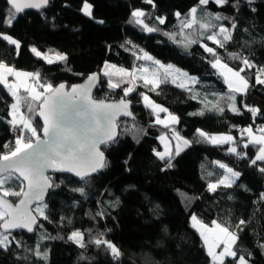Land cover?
<instances>
[{"label":"trees","instance_id":"obj_1","mask_svg":"<svg viewBox=\"0 0 264 264\" xmlns=\"http://www.w3.org/2000/svg\"><path fill=\"white\" fill-rule=\"evenodd\" d=\"M88 3L92 5L94 18L81 11L82 0H50L48 8L42 12L17 15L9 28L2 21L10 6L6 0H0V33L21 42L17 50L0 39V61L19 71L39 72L43 81L54 86L60 83L73 86L91 74L99 73L101 82L95 98L105 101L128 99L136 117L135 121H121L118 141L103 149L108 161L106 169L85 181H76L59 173L50 176L59 187L51 190L45 203L48 218L36 213L42 227H38L33 236L23 232L10 235L9 238L14 237L20 246L14 243L8 250H0V264H212L203 239L190 220L193 214L207 225L216 221L237 231L236 250L245 256L251 253V264H264V249L259 247L264 243V201L259 199V194L264 192V175L258 171L264 163L250 164L257 147L250 144L244 149L241 141L246 138L240 136L245 127L257 130L264 125V85L255 84L257 68L249 69L229 55L236 53L258 67L264 66V0H253L250 5L240 0L239 11L229 5L220 7L212 0L203 6L210 15L235 19L236 29L224 48L199 37L198 33L194 34L196 39L190 40L199 43L187 47L179 43L180 37L174 42L164 34H177L181 20L197 7L198 0H155V7L145 0H88ZM136 9L145 11V23L159 31L145 33L130 22L133 20L131 13ZM177 12L181 13L179 18L175 15ZM157 16L166 17L165 24H158ZM220 25L230 28L231 20H221ZM202 44L215 48L229 67L237 71L244 67L241 75L249 79L251 86L246 94H234V103L242 114L228 108L223 113L208 111L203 103L192 98L189 90L171 82L162 84L155 91L141 87L142 93L179 117L175 131L192 141L191 146L174 158V167L166 169L165 162L159 160L153 150L160 148L159 137L162 135L173 137L171 126L156 124L153 112L144 107L136 92L124 96L123 89L130 86L128 77L120 80L113 73L111 78L121 86L110 88L109 77L103 76L102 71L106 70V63L131 70L138 50L143 49L162 63L172 64L197 77L202 92L215 97L233 95L211 66L212 57ZM33 47L42 53H64L68 60L48 64L35 56L31 51ZM255 99L262 103L260 108ZM13 102L9 91L0 85V154L7 153L15 144L16 138L11 132L14 126L9 123ZM216 102L215 99L214 105ZM245 105L258 108L260 113L253 118ZM33 107L38 108V104ZM23 109L25 115L33 116V125L39 130L41 122L37 115L28 114L24 105ZM201 110L204 115H191ZM197 129L211 135L233 134L238 151L247 152L248 158L240 159L230 153L228 145L205 142ZM28 135L26 132L25 136ZM9 144L8 148L4 147ZM216 161L240 171L242 175L237 184L246 188L221 186L210 192L208 184L222 178L224 173L215 166ZM20 187L15 180L5 184V188L13 191H20ZM81 187L84 194L73 190ZM8 198L16 203L20 197ZM116 198L119 203L113 206ZM98 212H103L104 216L98 217ZM241 220L246 221L241 226L243 230L236 227ZM76 230L85 233L86 248L68 239ZM100 233L120 249L119 260L90 242V236ZM37 250L46 252L47 259L36 256ZM82 256L89 259H81ZM225 264H232L230 258L225 259Z\"/></svg>","mask_w":264,"mask_h":264},{"label":"snow or ice","instance_id":"obj_2","mask_svg":"<svg viewBox=\"0 0 264 264\" xmlns=\"http://www.w3.org/2000/svg\"><path fill=\"white\" fill-rule=\"evenodd\" d=\"M6 2L10 5V8L6 13V19H3L2 23L9 28L12 27L17 15L23 13L25 9L44 8L49 4V0H6ZM145 2L155 7V0H145ZM209 2L210 0H198L197 7H193L188 17L181 20V31L184 28H192L194 25H198L201 35H205L208 41H212L218 47L224 48L225 42L232 39V32L236 29L235 19L220 14H215L212 17L216 21L231 20L230 28L212 23H202L197 17V11L200 6H207ZM212 2L220 7L229 5L236 11H239L240 0H235L234 3L232 0H212ZM245 2L250 5L253 3V0H245ZM91 9L92 5L88 3V0H82L81 11L86 16L94 18L92 17ZM131 15L133 20L130 22L141 26L142 30L148 33L159 31L157 27H150L145 23L144 18L147 16L145 11L136 9L133 10ZM175 15L179 18L181 13L177 12ZM155 19L160 25L166 22V17L157 16ZM98 23H103V21H98ZM164 34L170 36L176 42L175 35L170 33ZM0 39L14 45L17 50L21 47L19 40L6 33H0ZM126 43L131 44L132 42L127 41ZM179 43L187 47L183 41H179ZM192 43H199V41H188V44ZM202 47L212 57L209 61L211 66L214 69H221L219 74L228 85L229 92L233 93V95L228 96V100L233 102L229 105L230 110L236 114H242L240 109L235 106L236 96L234 94H246L248 88L251 86L249 79L241 75V72H244L245 68L241 67L237 71L222 62L215 48L209 47L207 44H202ZM31 51L37 57L44 59L48 64L57 62L66 63L68 60V56L64 53L55 52L53 59L35 47ZM49 51L51 52L52 50ZM138 51L137 59L148 61L158 66L156 70L150 71L145 65L131 70L117 68L115 65H108L107 63L104 66L105 69H115V75L120 80H123L125 77L129 78L127 82L133 86L123 89L125 97L136 90L135 83L137 80L151 91L158 89L162 83H175L180 77L186 78L189 83L199 82L195 77H190L187 72H183L174 65L161 63L160 60L155 59L143 49H139ZM229 55L232 59H239L249 69L257 68L255 84L264 85V66L258 67L249 59L240 57L236 53H230ZM160 69L164 70L163 73H160ZM100 75L99 73H94L89 76V83L86 87L69 86L65 83L54 86L52 83L42 82L39 72L19 71L0 61V85H4L12 96L16 98V102L11 105V115L13 118L9 123L14 126V130H18L21 133L16 137L15 144L11 147L10 151L0 154V250H8L14 243L16 246H20V242L15 241L14 237L12 239L9 238L12 229H26L28 232H33L37 227H42L39 225L37 216L33 214L34 212L44 219L48 218L44 211L47 208L46 204L38 205L35 209H31L29 204L32 201L42 200L47 189L59 187L46 174L49 169L73 173L80 180H86L88 177L98 174L108 167V161L105 158L104 152L100 150V145H108L118 141V136L120 135L117 131L118 125L116 124L118 115L132 116L133 114L129 110L131 104L129 100L121 99L117 104H109L105 101H97L92 98L91 88L99 80ZM102 75L109 77L108 86L110 88H119L121 86L118 81H114L111 78L114 75L112 72L104 70L102 71ZM8 77H14L15 79L9 81ZM169 78H171L170 81ZM178 86L186 87L183 84ZM21 88L24 90L23 95H21ZM139 95L147 102L146 107H149L154 113L156 109H159V112L167 114L165 119H161L157 114L156 124L169 127V124L166 122L168 119L173 124L179 123V117L169 113L167 108L157 105L145 93H140ZM192 98L195 99L196 97L193 96ZM22 104L26 107L28 114L35 113L41 118L42 124L39 130L33 125V116L25 115V113L20 111ZM34 104H38V108H34ZM244 107L252 113L253 118L260 113L258 108L247 105ZM205 108H207V105H205ZM211 110L219 111L220 113L224 112V108L219 107L218 103ZM191 115L202 116L204 115V110L198 113H191ZM25 131L30 133V135L25 136ZM196 131L205 142L213 144L236 143V138L231 135H211L201 129H197ZM256 132H259V135ZM256 132H254L251 126L241 131L242 137L245 133L247 134V139L241 141L242 147L247 149L250 144L257 147V153L254 158L249 160L252 166H257L258 162L264 163V126L259 127ZM172 133L176 141L174 151L168 149L167 146L165 151L153 150L156 157L165 162L166 169L173 168L174 158L180 155L184 147H189L192 143V141L182 137L174 128L172 129ZM160 139L161 141H165L168 137L165 135L161 136ZM4 147L8 148L9 145H4ZM228 151L240 159L248 158L247 152L238 151V148L235 146L230 147ZM217 164L219 168L226 170V174L222 175V178L216 182L208 184L210 192L217 191L221 186L225 188H232L233 186L246 188L243 184H237L242 175L240 171H236L220 162H217ZM258 171L264 175V167H258ZM12 180L19 182L21 185L20 191L5 188V184ZM73 190L84 194V188L82 187ZM8 196L22 197V199L19 205L14 206L5 199ZM259 199L264 201V192L259 194ZM118 203L119 198H116L113 206L118 205ZM96 215L102 218L104 213L98 212ZM190 220L193 222V227L198 226L200 235L207 246L208 255L212 258V264H225V258H230L232 264H251L249 259L251 253L245 256L236 250L235 245L239 239L237 231H232L228 226L216 221L212 222L214 227L210 228L195 214L190 217ZM245 224L246 221L241 220L236 227L239 230H243L241 226ZM208 234H212L213 238L211 242L209 241ZM44 238L46 237H41V239ZM68 239L81 248L87 247L85 233L79 230L73 231ZM90 242L97 248L106 250L113 259L119 260L121 256L120 249L115 243L105 239L104 233H100L95 237L90 236ZM259 247L264 249V243H261ZM38 248L39 245H37ZM217 248L220 249L219 252L215 251ZM35 255L41 259H47L46 252L41 253L37 250L35 251ZM81 259L87 260L89 258L82 256Z\"/></svg>","mask_w":264,"mask_h":264},{"label":"rangeland","instance_id":"obj_3","mask_svg":"<svg viewBox=\"0 0 264 264\" xmlns=\"http://www.w3.org/2000/svg\"><path fill=\"white\" fill-rule=\"evenodd\" d=\"M91 11H92V9H91ZM197 17H198V19H200V21L202 22V23H212V24H217V25H220V21H216V20H214L212 17H213V15H210V13H207L206 11H204L203 10V6H201V7H199L198 8V11H197ZM138 27L142 30V28H141V26H139L138 25ZM225 27V26H224ZM142 31H144V30H142ZM145 33H148L147 31H144ZM195 33H198L199 34V37H201V38H206V36L205 35H201V30L199 29V26L198 25H194L192 28H184L183 29V31H181V28H179L178 29V31H177V34H176V32H174V33H171V34H173V35H175L176 36V38L177 37H180V39H182L181 41H183V43L185 44V45H188V46H190V44H188V40H190V38H193V39H196V37L194 36V34ZM191 41V40H190ZM212 44H214L212 41H210ZM208 45V44H207ZM215 45V44H214ZM135 46V45H134ZM136 47V46H135ZM134 47V48H135ZM46 54H48L49 55V57L50 58H53L54 59V54L53 53H46ZM36 56V55H35ZM37 57V56H36ZM39 58V57H38ZM41 59V58H40ZM43 61H45L44 59H42ZM46 62V61H45ZM146 62H148V61H146ZM223 62V61H222ZM47 63V62H46ZM57 63H59V62H57ZM162 63V62H161ZM224 63V62H223ZM54 64V63H53ZM164 64V63H163ZM141 65H145V66H147L149 69H150V71H154V70H156V68L158 67V66H155V65H153V64H151V62L149 63V64H147V63H144L143 62V60H141V59H135V63H134V65H133V67H132V69L133 68H135V67H139V66H141ZM165 65H167V64H165ZM176 67V66H175ZM177 68V67H176ZM107 71H109V72H112V73H114L115 74V69H113V68H108V69H106ZM217 70V72H218V74H219V72L221 71V69H216ZM160 71V73H163V69H160L159 70ZM183 71V70H182ZM24 72V71H23ZM183 72H185V71H183ZM220 75V74H219ZM189 76L190 77H195V76H191L190 74H189ZM221 76V75H220ZM222 77V76H221ZM197 80H198V78L197 77H195ZM223 78V77H222ZM8 79H9V81H12V80H14L15 78L14 77H8ZM171 80V78H169V81ZM223 80H224V78H223ZM225 82V81H224ZM172 83V82H171ZM199 83V82H198ZM162 84H165V83H162ZM161 84V85H162ZM172 84H174V85H176V86H178V85H181V84H183V85H186V87H181V86H178V87H181V88H183V89H192V87L193 86H195L197 83H189L188 82V80L186 79V78H184V77H180L179 79H177L176 80V82L175 83H172ZM160 85V86H161ZM227 85V84H226ZM130 86H133V85H130ZM141 87H146V86H144L139 80H137L136 81V83H135V91L134 92H132V93H137L138 94V96H140L141 98H142V96L141 95H139L140 93H142V90H141ZM227 87H228V85H227ZM7 89V88H6ZM39 90V89H38ZM193 92L196 94L197 93V90H193L192 91V95H193ZM10 93V92H9ZM24 94V90H23V88H21V95H23ZM10 95H11V97L13 98V103H15L16 102V98L14 97V96H12V94L10 93ZM230 94H222V95H220V96H217V98H216V100H217V102L216 103H218L219 104V106L220 107H223L224 108V110L225 109H230V107H229V105L231 104V103H233L232 101H229L228 100V96H229ZM149 96V95H148ZM150 97V96H149ZM94 98H95V95H94ZM152 100V99H151ZM153 101V100H152ZM255 101H256V105H257V107L258 108H260L261 106H262V103L259 101V100H257V99H255ZM142 102H143V105H144V107L145 108H147V109H149L150 111H152L149 107H146V103L147 102H145L143 99H142ZM157 105H160V104H158V103H156ZM162 106V105H161ZM235 106H236V104H235ZM164 107V106H163ZM237 107V106H236ZM20 111L21 112H23V113H25L24 112V109H23V104L21 105V107H20ZM153 112V111H152ZM169 112V111H168ZM170 113V112H169ZM153 114H154V116H155V120H156V115L158 114L159 116H160V118L161 119H165L166 117H167V114L166 113H163V112H159V109H156V112L154 113L153 112ZM175 115V114H174ZM176 116V115H175ZM13 118V117H12ZM166 122L169 124V126H171V128L173 129V128H175L174 126L175 125H177L178 123H176V124H173L172 122H171V120L170 119H168V120H166ZM158 125H160V126H164V125H162V124H158ZM262 126H264V125H262ZM261 127V126H260ZM245 128H247V127H245ZM244 128V129H245ZM253 128V127H252ZM259 128V127H258ZM257 128V129H258ZM253 130H254V132H256V130H255V128H253ZM27 131H25L24 132V134L26 133ZM256 134L257 135H259V132H256ZM29 135H30V133H29ZM213 135H221V134H213ZM227 135H231V136H233L234 137V135L233 134H227ZM162 136H165V135H162ZM240 136H241V133H240ZM167 137H168V139L167 140H165V141H161V139H160V137H159V144H160V148H158V149H156L157 151H165V149H166V146H167V148L168 149H170V150H173L174 151V146H175V143H176V141H175V139L173 138V137H169L168 135H167ZM242 137V136H241ZM243 137H245L246 139H247V134L245 133L244 134V136ZM211 144H213V143H211ZM213 145H228L229 146V148L230 147H233V146H235V147H237L238 148V145H236L235 143L233 144V143H228V144H213ZM239 149V148H238ZM217 162H219V161H216V163H215V166H217V167H219L218 166V164H217ZM221 163V162H220ZM223 171H224V173L222 174V175H224V174H226V170L225 169H223ZM9 197V196H8ZM46 210V209H45ZM44 210V211H45ZM45 215H46V213H45ZM204 223V222H203ZM205 224V223H204ZM192 225H193V222H192ZM210 228H212V227H214L213 225H208ZM197 230H198V226L197 227H195ZM199 231V230H198ZM200 232V231H199ZM209 235V241L211 242V240H212V234H208ZM203 242H204V240H203ZM204 246H205V251L207 252V254H208V250H207V246L205 245V243H204ZM221 247H223V245H221ZM215 251L216 252H219L220 251V249L219 248H217V249H215ZM210 257V256H209ZM211 258V257H210ZM226 259V258H225ZM211 261H212V258H211Z\"/></svg>","mask_w":264,"mask_h":264},{"label":"water","instance_id":"obj_4","mask_svg":"<svg viewBox=\"0 0 264 264\" xmlns=\"http://www.w3.org/2000/svg\"><path fill=\"white\" fill-rule=\"evenodd\" d=\"M49 3H50V0H49ZM10 6V5H9ZM48 6H49V4L46 6V7H44V8H30V9H25V11L23 12V13H26V12H42V11H44V10H46L47 8H48ZM23 13H20V14H23ZM19 15V14H18ZM92 75V74H91ZM90 75V76H91ZM89 77V76H88ZM88 77L82 82V83H79V84H76V85H74V86H80V87H86L87 85H88V83H89V81H88ZM100 82H101V76H99V80L94 84V86H92V88H91V96H92V98L93 99H95V100H97L96 98H94V95H95V93H96V91H97V89L100 87ZM67 90V89H66ZM122 99H125V98H122ZM121 100V99H120ZM120 100H117V101H105V100H102V101H105L106 103H109V104H117V103H119V101ZM126 100H128V99H126ZM97 101H101V100H97ZM130 101V100H129ZM132 107H133V104H132V102H131V104H130V106H129V110L132 112V116H125V115H118L117 116V119H116V124L118 125V127H117V131H118V133H119V123L121 122V121H123V120H128V121H135L136 120V117H135V115H134V113H133V111H132ZM37 117H38V119L40 120V122H41V124H42V120H41V118L37 115ZM119 137V136H118ZM43 138V137H42ZM182 143V142H181ZM107 145H100V150L101 151H103V149L106 147ZM187 147H184L183 148V150L184 149H186ZM104 152V151H103ZM105 155V154H104ZM106 158V157H105ZM63 174V175H68V176H70V177H72L74 180H76V181H85V180H80L78 177H76L73 173H68V172H58V171H52L51 169H49L48 171H47V175H49V176H51V175H54V174ZM95 175V174H94ZM92 176H90V177H88L87 179H89V178H91ZM86 179V180H87ZM53 188H49V189H47L46 191H45V193H44V196H43V199L42 200H40V201H32V202H30V204H29V207L31 208V209H35V207H37L38 205H42V204H45L46 202H47V200H48V197H49V194H50V192H51V190H52ZM5 199H7L9 202H11L14 206L15 205H19V202H20V200L22 199V197H20L19 198V200L16 202V203H14L11 199H9L8 197H5ZM34 215H36V213L34 212L33 213ZM37 216V215H36ZM38 218V217H37ZM38 222H39V224H40V221H39V218H38ZM38 228V227H37ZM36 228V229H37ZM36 229L33 231V232H28L26 229H12L11 230V235H15V234H18V233H20V232H23V233H25V234H27V235H30V236H33V235H35V232H36Z\"/></svg>","mask_w":264,"mask_h":264},{"label":"crops","instance_id":"obj_5","mask_svg":"<svg viewBox=\"0 0 264 264\" xmlns=\"http://www.w3.org/2000/svg\"><path fill=\"white\" fill-rule=\"evenodd\" d=\"M143 62L144 63H147V64H149L150 62H146V61H144L143 60ZM11 67H13V66H11ZM16 69V68H15ZM198 81H199V83H197L195 86H193L192 87V89L190 88V90L189 89H187V90H189L191 93H192V91L193 90H197V93L195 94L194 92H193V96H195L196 98V100L197 101H199L203 106H204V108H205V105H207V108H205L206 110L208 109V111H214V110H211V109H213L214 108V100L217 98V97H215L213 94H206V93H204V92H202L201 91V89H200V80L198 79ZM217 104V103H216ZM219 105V104H218ZM220 107V106H219ZM205 110V111H206ZM26 134V133H25ZM24 134V135H25ZM195 228V227H194ZM196 229V228H195ZM197 230V229H196ZM197 232L200 234V232L197 230ZM203 239V238H202Z\"/></svg>","mask_w":264,"mask_h":264},{"label":"built area","instance_id":"obj_6","mask_svg":"<svg viewBox=\"0 0 264 264\" xmlns=\"http://www.w3.org/2000/svg\"><path fill=\"white\" fill-rule=\"evenodd\" d=\"M41 81L42 82H45V81H43L42 79H41ZM45 83H47V82H45ZM12 136L14 137V138H16L18 135H20L21 133L18 131V130H14V127L12 128ZM9 146H11L10 144H9Z\"/></svg>","mask_w":264,"mask_h":264}]
</instances>
